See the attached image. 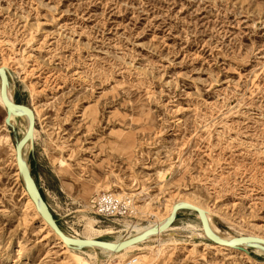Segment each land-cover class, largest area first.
Listing matches in <instances>:
<instances>
[{"label": "rangeland", "instance_id": "374dc122", "mask_svg": "<svg viewBox=\"0 0 264 264\" xmlns=\"http://www.w3.org/2000/svg\"><path fill=\"white\" fill-rule=\"evenodd\" d=\"M0 66L34 113L22 158L65 235L90 220L91 239L119 241L187 201L223 239L264 238V0H0ZM4 117L0 99V264H71L29 206L27 120ZM102 192L131 214H93ZM214 244L181 209L129 252L72 249L89 264H264L254 245Z\"/></svg>", "mask_w": 264, "mask_h": 264}, {"label": "water", "instance_id": "95a60500", "mask_svg": "<svg viewBox=\"0 0 264 264\" xmlns=\"http://www.w3.org/2000/svg\"><path fill=\"white\" fill-rule=\"evenodd\" d=\"M7 72L3 66H0V99L2 104L5 107V117L4 123L7 125L10 123L11 115L14 112V109H22L27 115L28 118V127L26 132L19 138V140L15 143V158L21 173V176L26 184L27 192L30 196V199L35 206L36 210L40 213L41 218L46 222L47 226L52 230L54 234H56L61 240L65 241L70 246H79L85 247L88 244L92 245H102L107 246L113 250H121L127 246L133 245L135 243H139L144 240V238L155 231L162 230L172 224L174 221L176 213L181 209H189L199 214V221L202 225V228L207 236V239L214 242V243H221L228 246H234L242 243H260L264 244V239L256 237V236H241L237 238L235 242H226L218 237H216L210 231L206 216L204 211L192 204L183 203V204H176L172 208V212L165 224V227L159 228H150L149 230L143 232L142 234L132 235L127 238L121 239L119 241H107V240H89L85 238H73L68 237L63 233V231L58 226L56 220L54 219L52 213L50 212L48 206L44 202L38 187L32 177L30 172L29 166L22 160V147L24 144L28 143L32 139L34 124H35V117L32 109L24 104L14 102L13 100H8L6 91H7Z\"/></svg>", "mask_w": 264, "mask_h": 264}, {"label": "bare ground", "instance_id": "6f19581e", "mask_svg": "<svg viewBox=\"0 0 264 264\" xmlns=\"http://www.w3.org/2000/svg\"><path fill=\"white\" fill-rule=\"evenodd\" d=\"M6 95H7V98H8V100H10L11 101V98H10V96L8 95V88H7V91H6ZM5 108V107H4ZM16 110H18V112L20 113V114H22L23 116H25V118H26V120H27V127H28V118H27V115H26V113L24 112V110H22V109H14V111H16ZM10 122H11V119H10ZM27 127L25 126V129H24V133L26 132V130H27ZM34 138V135H32V139ZM31 139V140H32ZM13 151H14V149H13ZM22 160H23V158H22ZM24 161V160H23ZM20 172V171H19ZM108 191L110 190V191H113L112 189H107ZM116 193V192H115ZM117 193H119V192H117ZM116 195V194H115ZM29 201H30V203H29V206H30V208H31V210L33 211V212H35V213H37V214H39L40 215V213L38 212V210H36V208H35V206L33 205V203H32V201H31V199H29ZM183 203H189V204H192V205H194V206H196V207H198V208H200V209H202L203 211H204V214H205V216H206V221H207V224H208V227H209V229H210V231L212 232V234H214L216 237H218V238H220V239H222V240H224V241H226V242H235L236 240H237V238L235 239V238H232V239H223L222 237H221V234L219 235L217 232H216V229L212 226V224H211V222H210V218H209V216L207 215V210L205 209V208H203V207H201L200 205H198V204H195V203H191V202H187V201H181L180 203H174V204H171V205H169L168 206V208H167V212H166V215L162 218V219H164L165 217H166V219L163 221V222H160L159 224H157V225H155V226H152V227H150V228H159V227H165V224H166V222H167V220H168V218H169V216H170V214H171V212H172V208H173V206L174 205H176V204H183ZM26 207V206H25ZM164 212V213H165ZM34 213V214H35ZM209 213V212H208ZM36 215V214H35ZM211 215V214H210ZM41 220H42V223H43V225L45 226V227H47L48 228V230L49 231H51V229L47 226V224H46V222L41 218ZM149 228V229H150ZM172 228V227H171ZM149 229H147V230H149ZM168 229H170V226H168V227H166V228H164V229H162V230H158V231H155V232H152V233H150V234H148L144 239L146 240V239H148L151 235H159L161 232H163V231H166V230H168ZM146 230V231H147ZM93 232H94V229H93V226H92V224H91V221L89 220L87 223H85V225H84V228H83V235L85 236L84 238L85 239H89V240H96V239H91V236H92V234H93ZM143 232H145V231H143ZM142 232V233H143ZM45 233H47V232H45ZM141 233V234H142ZM53 236L55 237V239L56 240H58V244H59V246H60V248H62V250H63V252L66 254V255H64L65 257H67V261H70L69 263H71V264H89L88 263V261L85 259V258H83V257H81L80 255H78V253H75L74 251H73V249H72V247L73 246H70V245H68L65 241H63V240H61L56 234H54L53 233ZM52 236V237H53ZM68 236V235H67ZM68 237H70V236H68ZM51 238V237H50ZM73 238H76V237H73ZM262 239H264V238H262ZM55 240V241H56ZM54 241V242H55ZM142 242V241H141ZM140 243V242H139ZM139 243H135V244H133V245H130V246H127V247H125L124 249H121V250H113V249H111V248H109V247H107V246H102V245H92V244H88L87 246L88 247H95V248H99V249H101V250H105V251H107V252H109V253H111V254H114V255H116V254H123V253H126V252H129L130 250H132L133 248H135V247H137L138 246V244ZM243 245H254V246H256V247H258L259 249H261V250H264V244H260V243H242ZM215 246H217V247H220V248H226V249H231L233 246H228V245H225V244H221V243H215L214 244ZM74 247H76V246H74ZM79 247V246H78ZM138 258V257H137ZM134 259V258H133ZM139 259V258H138ZM193 260H195V259H193ZM66 261V262H67ZM140 261H138V263H139Z\"/></svg>", "mask_w": 264, "mask_h": 264}, {"label": "built area", "instance_id": "2783aa9c", "mask_svg": "<svg viewBox=\"0 0 264 264\" xmlns=\"http://www.w3.org/2000/svg\"><path fill=\"white\" fill-rule=\"evenodd\" d=\"M89 206L93 214L103 218L128 216L132 212L129 200L107 192H102L91 197L89 200ZM129 236L130 235L124 238ZM123 264H138V262L135 259H131Z\"/></svg>", "mask_w": 264, "mask_h": 264}, {"label": "trees", "instance_id": "16d2710c", "mask_svg": "<svg viewBox=\"0 0 264 264\" xmlns=\"http://www.w3.org/2000/svg\"><path fill=\"white\" fill-rule=\"evenodd\" d=\"M31 172V171H30Z\"/></svg>", "mask_w": 264, "mask_h": 264}]
</instances>
